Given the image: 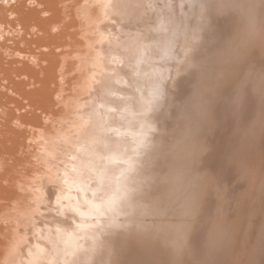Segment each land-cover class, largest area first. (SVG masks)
I'll return each instance as SVG.
<instances>
[{
  "label": "bare ground",
  "instance_id": "obj_1",
  "mask_svg": "<svg viewBox=\"0 0 264 264\" xmlns=\"http://www.w3.org/2000/svg\"><path fill=\"white\" fill-rule=\"evenodd\" d=\"M148 1L0 0V264H264V0L242 2L245 24L238 0L190 23L166 0L152 25ZM190 66L196 150L169 161L166 71L174 91ZM60 141L86 203L49 161ZM51 180L64 218L42 214Z\"/></svg>",
  "mask_w": 264,
  "mask_h": 264
},
{
  "label": "rangeland",
  "instance_id": "obj_2",
  "mask_svg": "<svg viewBox=\"0 0 264 264\" xmlns=\"http://www.w3.org/2000/svg\"><path fill=\"white\" fill-rule=\"evenodd\" d=\"M151 1H152V3L153 2H155V4L153 3V5L151 4ZM151 1H148L147 2V8L148 9H150V10H148L147 9V13H146V15H148L149 16V19L150 20H148V21H146V22H149V24H153L154 22H155V19L153 18L154 16H155V14L157 13V10H159L158 11V13L161 11L162 13H163V11L165 10L163 7H165V8H168V4H169V8H170V10L172 9L173 11H171L172 13L173 12H176V11H178V13L180 14V15H182L183 13L184 14H186L187 15V18H188V21H189V23L190 22H192L193 20H194V18H195V11L198 9V8H201L202 6H204V4H205V2H206V0H190L189 2L188 1H186V0H167L168 2V4H166L165 5V3H166V0L165 1H160L159 0V2L157 1V0H155V1H153V0H151ZM185 1V2H184ZM230 1V0H229ZM234 1V2H233ZM233 1H231V4L233 3V4H236L237 2V0H233ZM244 0H238V3L237 4H239V5H242V8H241V6H240V8H238L239 10L241 9V13L239 14V16L240 15H245L244 13V11H245V6H244V8H243V4H242V2H243ZM156 2H158V3H156ZM164 2V3H163ZM172 2V3H171ZM182 2V3H181ZM149 3H150V6L152 5L154 8H155V11L153 12L152 10L154 9L153 7H149ZM160 3H163L164 5H161ZM178 3L180 4L179 6H178ZM184 3V4H183ZM182 4V5H181ZM233 4H232V6H233ZM236 4V5H237ZM157 5V6H156ZM159 5H161L160 7L161 8H159L158 6ZM184 5V6H183ZM187 5V6H186ZM167 6V7H166ZM183 6V7H182ZM175 7V8H174ZM234 7V6H233ZM156 8H158L157 10H156ZM163 8V9H162ZM187 8H189V10L187 9ZM162 9V10H161ZM236 9V8H235ZM182 10V11H181ZM194 10V11H193ZM223 10H225V8H224V5H223ZM192 11V12H191ZM222 10H220V12H221ZM149 12H151L152 14H150ZM237 12V13H238ZM155 13V14H154ZM195 13V14H194ZM200 13H206V11L204 10L203 12H201L200 11ZM173 15H175V13H173ZM243 18L244 19V17L243 16H240V18ZM152 18V19H151ZM192 18V19H191ZM242 18H241V20H242ZM154 20V21H153ZM243 21V24H245L244 22V20H242ZM138 23V22H137ZM116 24V23H115ZM151 24V25H152ZM117 25V24H116ZM139 23L138 24H132L131 25V28H133V32H136L138 29H141L139 26ZM136 30V31H135ZM143 30V29H142ZM118 31H119V29H118ZM226 30H224L223 32H225ZM223 36H226L227 37V35L226 34H224L223 33ZM225 37V38H226ZM225 43H224V42ZM224 43V44H223ZM226 40L225 39H223L222 41H221V47H220V49L222 50L225 46H226ZM219 44H220V42H219ZM208 45V44H207ZM223 45V46H222ZM223 47V48H222ZM175 49H173V51H175V50H177V51H175V52H173V53H176V52H178V47L176 48V46L174 47ZM220 50V51H221ZM172 53V56L174 55V58L177 56V53H176V55L175 54H173ZM119 56V55H118ZM122 57V56H121ZM187 69H185L184 71H182V75H179L178 74V76L176 77L177 78V80H178V82H179V78L180 79H182L183 78V80L184 81H186V83L183 81V80H181V86L179 85L180 84V82L178 83V86H177V88H175L174 89V91H173V89H171V90H168L166 87L168 86V88H170V82H171V78L172 77H170V73L172 72V70H171V68L170 69H168V71H166V73H167V78H166V84H164V88H166V89H164L163 88V98H164V101L166 102L167 100L165 99V98H168V99H170V100H173L174 99V106L172 107V110L174 109V108H177V109H174L173 110V113H174V115L176 114L177 115V117L175 116L174 118H175V120L173 119V117H172V119L174 120L172 123H171V121H172V119L171 118H169V121H170V119H171V121H170V123L168 122V124L165 126L166 127V129H165V127L163 128L164 130V132L162 131V128H161V130H160V128H159V123H157V124H155L152 128H154V130H156V132L155 131H153L152 133H151V131L149 132V133H151L153 136H152V138H154V136H157V134L156 135H154L155 133H158V134H160V131H162L163 133H161V135L162 134H164V135H162V137H163V139H162V143L163 144H165V146H164V150H166L167 149V152H166V154H168L167 156H168V160H169V157H170V160H174V159H176L175 157H177V158H179L178 157V155H182V157H184V155L186 154L185 152L186 151H188V153H189V147H194V149L196 150V142H195V146H194V141L196 140V138H195V135L196 134H194V132L196 133L197 132V130H198V126H197V124H198V121H199V119H197V118H199V115H197V112H196V108H197V105L199 104L198 102V104L197 103H195V104H193V101H192V99H190L189 100V98H190V94H189V91L190 90H192V88H193V85L191 84V85H188L187 87H186V85H187V79H186V77L188 78L189 76H190V74H189V72L191 73L193 70V67H186ZM189 68H192L191 70L192 71H190L189 70ZM189 71V72H188ZM187 72V73H186ZM169 73V74H168ZM184 73H185V75H184ZM187 74H188V76H187ZM169 77V78H168ZM179 77V78H178ZM182 77V78H181ZM169 79V80H168ZM186 79V80H185ZM183 82H184V84H183ZM182 86H184V87H182ZM192 86V87H191ZM185 87H186V89H185ZM189 88V89H188ZM181 89V90H180ZM187 90V91H186ZM167 91H171L172 92V94H174V92H176L174 95H172L171 94V92L169 93V92H167ZM178 91V92H177ZM180 92V93H179ZM185 93V95L184 94H182V93ZM186 92H188V93H186ZM167 93V94H166ZM165 94V95H164ZM180 95L181 97H180V99H178L177 98V96L176 95ZM189 96V98H188V96ZM170 98H169V97ZM184 96V97H183ZM175 97L178 99H175ZM187 99V100H186ZM180 100H181V102H180ZM177 101H179V102H177ZM164 102V103H165ZM177 105H176V104ZM188 103V104H187ZM178 106V107H177ZM186 107V108H185ZM177 110H179V111H177ZM181 111V112H180ZM178 112H180L181 114L180 115H178ZM112 114V113H111ZM173 115V116H174ZM186 116V117H185ZM188 116V117H187ZM190 116V117H189ZM179 118V120H177ZM190 118V119H189ZM192 118V119H191ZM189 119V120H188ZM187 120H188V123L190 122V124L188 125L187 124V126L185 125L186 124V122H187ZM196 120H198V121H196ZM178 121H180V122H182V124H183V127H185V131H184V135L183 134H181L180 136L181 137H176L177 136V133H180V131H179V127H178V125H176V123L177 124H179L178 123ZM192 121H193V123H194V125L192 124L191 125V123H192ZM195 121H196V125H195ZM174 122H176L175 123V125H174ZM171 124V125H170ZM170 125V126H169ZM185 125V126H184ZM157 126V127H156ZM190 126H192L191 128H190ZM193 126L195 127L194 129H195V131H192L193 129ZM111 127V126H110ZM151 128V129H152ZM172 128H174V129H172ZM176 128V129H175ZM188 128H190V129H192V130H190V129H188ZM172 129V130H171ZM153 130V129H152ZM179 131V132H178ZM187 131V132H186ZM191 131V132H190ZM177 132V133H176ZM165 133H168V134H165ZM172 135H171V134ZM175 133V134H174ZM189 133V134H188ZM191 133V134H190ZM192 134H193V136H192ZM176 135V136H175ZM188 135V136H187ZM159 136V135H158ZM174 136L177 138H175L174 139ZM191 136H192V138L193 139H195V140H193V141H191L192 139H191ZM197 136V135H196ZM167 137V138H166ZM170 137H171V139H170ZM187 137H189V139L187 138ZM165 138V139H164ZM180 138H182V140L180 139ZM185 138V139H184ZM166 139H167V141H166ZM188 139V140H187ZM191 139V140H190ZM183 140H185V141H183ZM187 140V141H186ZM172 141V142H171ZM189 141V142H188ZM165 142V143H164ZM177 142V143H176ZM181 142V143H180ZM184 142H186V143H184ZM188 143H190L189 145H186L187 146V148H186V146H185V144H188ZM192 143V144H191ZM161 144V143H160ZM183 144H184V146H183ZM60 145V146H59ZM64 145V146H63ZM63 146V148H61ZM181 146H182V148H184V149H182L181 150ZM46 147L48 148L47 150L50 152L51 151V153H54L53 154V156L52 157H50L49 158V161H51L52 163H53V166H54V168L56 167L57 169H58V172H57V175H59L60 173L59 172H61V175H62V179L64 180L65 179V181L67 182V186L69 185V183H70V185H71V187L72 188H70L69 186L67 187L66 186V189H68L70 192L71 191H75V189H76V191L75 192H77V191H79V190H81V188H79L80 186H79V184L81 185L82 183H81V175H80V173L77 171V168L76 169H74L75 167H77V163H76V160H75V158H74V160L75 161H73V159L71 158V157H75L76 156V154H75V152H73L72 151V149H73V144H69V145H67L64 141H60V143H57L56 145H54V144H47L46 145ZM50 147V148H49ZM55 147H59L58 148V150L60 149V151H62V153L64 154H66V156L67 157H65L62 153H59V152H57L56 150H57V148H55ZM167 147V148H166ZM171 147V148H170ZM175 147V148H174ZM180 147V148H179ZM171 150H170V149ZM186 148V149H185ZM54 149H56V150H54ZM176 149V150H175ZM68 150V151H67ZM169 150V151H168ZM181 150V151H180ZM185 150V151H184ZM191 150H193V148L191 149L190 148V151ZM195 150H193V151H195ZM54 151V152H53ZM56 151V152H55ZM177 151V152H176ZM193 151H191V152H193ZM181 152V153H180ZM190 152V153H191ZM175 155L174 157L172 156L171 157V155ZM176 154H178V155H176ZM184 154V155H183ZM170 155V156H169ZM69 156H71V157H69ZM56 159H55V158ZM54 158V159H53ZM68 158V159H67ZM71 159V160H70ZM54 160V161H53ZM59 160V161H58ZM169 160V161H170ZM177 160V159H176ZM124 161H126V160H124ZM132 162V161H131ZM131 162H129V167L127 168V170H130L129 168L132 166V164H133V162L131 163ZM72 163H76V164H72ZM68 164H70V165H73V168H72V166L71 167H69V169H71V170H69L68 169V166H70V165H68ZM58 165V166H57ZM60 165V166H59ZM64 165V166H63ZM68 165V166H67ZM60 167V168H59ZM64 168H66V169H64ZM166 168H167V166H166ZM73 170V171H72ZM75 170V171H74ZM62 172H64V173H62ZM77 173V174H76ZM90 173H92V174H95L96 172L94 171V173L91 171ZM65 174H67V175H65ZM71 174H73V175H71ZM70 175V176H69ZM69 176V177H68ZM67 177V178H66ZM75 177H76V179H75ZM71 178V179H70ZM68 179H70V180H72V181H70V180H68ZM79 179V180H78ZM75 180V181H74ZM78 180V181H77ZM74 181V182H73ZM98 182V178H96L95 180H92L91 179V177H87L86 178V182L85 181H83V183L85 184V186H87L86 188H88V189H90V187L89 186H91L90 184L92 183V182ZM52 182H53V184H52ZM87 182H88V184H87ZM75 183V184H74ZM153 184H154V182H152ZM51 187H53V186H55V187H53V188H57L56 190H57V194L54 192V189H52L51 190V193H52V200L50 201V202H47L45 205L47 206L46 208H47V212H46V210L42 213L43 214V216H46L47 214L48 215H53V216H55V215H57L58 217H63V215H61V214H59V213H57L56 211H59V210H61L62 209V206L59 204V197H58V195H65V193L61 190V185L58 183V182H55V181H53V180H51V181H49V183H48ZM52 184V185H51ZM77 184H78V186H77ZM60 186V187H59ZM76 187H78V188H76ZM71 189V190H70ZM73 191V192H74ZM82 192V190L81 191H79V193H81ZM91 193H93L94 194V192L92 191ZM81 198H83L82 200H84V203H86L85 202V200H86V196H84V193L82 194L81 193ZM53 201V202H52ZM51 202H52V204H51ZM58 203V204H57ZM51 204V205H50ZM45 205H43V207L45 206ZM51 207H50V206ZM59 205V206H58ZM61 206V207H60ZM57 207H58V209H57ZM59 207H60V209H59ZM48 208H50V209H48ZM53 208V209H52ZM49 212V213H48ZM52 213V214H51ZM45 214V215H44ZM60 215V216H59ZM57 217V218H58ZM149 217V216H148ZM64 218V217H63ZM151 218V217H150ZM150 218H147V219H150ZM154 219V218H153ZM152 218L150 219V222H151V220H153ZM156 219V218H155ZM154 219V220H155ZM40 220H43L42 222H45L46 220L45 219H40ZM40 220L38 221V222H40ZM45 220V221H44ZM66 220H69L68 222H70V220L71 219H66ZM72 221H74V222H72ZM72 221H71V223H75V220H73L72 219ZM149 221V220H148ZM42 222H40V223H42ZM74 225H78L77 223H75ZM47 227H45V230H47V232L50 230V232H51V234L50 233H46V234H44V236L45 237H47L48 236V238H50L51 237V239L53 238L54 240H55V238L53 237V235H52V229H50V228H47ZM39 235L41 236V235H43V233L42 232H39V234H37L36 236L37 237H39ZM31 237V236H30ZM33 237V239H34V241H37V239H36V237H34V236H32ZM31 237V238H32ZM88 237L87 236H84V237H82V240H85V239H87ZM89 239V238H88ZM39 240H42V239H40L39 238ZM43 241H44V239H43ZM45 242V241H44ZM45 243H47V242H45ZM27 246H29L30 244H26ZM50 245V244H49ZM28 254V256L30 257V261H32L33 262V259H32V256H31V253L30 252H28L27 253Z\"/></svg>",
  "mask_w": 264,
  "mask_h": 264
}]
</instances>
